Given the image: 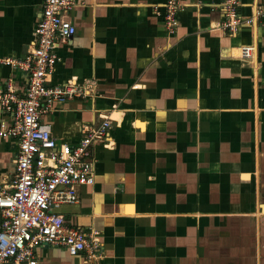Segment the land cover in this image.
<instances>
[{
	"label": "crops",
	"instance_id": "0c3cea01",
	"mask_svg": "<svg viewBox=\"0 0 264 264\" xmlns=\"http://www.w3.org/2000/svg\"><path fill=\"white\" fill-rule=\"evenodd\" d=\"M166 1L73 0L76 33L49 83L75 80L87 95L41 122L69 144L106 118L110 129L91 146L94 183L55 212L100 242L96 264H264V0H239L234 32L218 29L223 0H179L170 32ZM41 8L0 0V59L25 57ZM8 83L22 96L27 76L0 62ZM15 151L0 138V186ZM35 259L91 264L55 246Z\"/></svg>",
	"mask_w": 264,
	"mask_h": 264
},
{
	"label": "built area",
	"instance_id": "2783aa9c",
	"mask_svg": "<svg viewBox=\"0 0 264 264\" xmlns=\"http://www.w3.org/2000/svg\"><path fill=\"white\" fill-rule=\"evenodd\" d=\"M226 20L218 29L234 32L239 23V0H223ZM73 0H42L35 26V43L22 59L0 62L24 72L25 93L18 96L11 85L0 87V111L10 118L0 123V138L13 140L14 172L7 186H0V264H36L35 250L55 246L70 256H81L96 264L101 244L91 234L65 224L55 212L62 204L78 202V188L94 183L91 146L106 138L110 122L87 127L77 144L57 142L41 122L53 103L85 97L87 89L75 80L50 84L49 77L58 61L57 49L76 33L71 18ZM164 23L170 32L177 26L179 0H167ZM250 46L240 57L251 56Z\"/></svg>",
	"mask_w": 264,
	"mask_h": 264
}]
</instances>
